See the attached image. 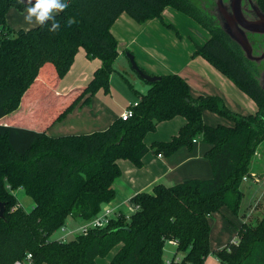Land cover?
Wrapping results in <instances>:
<instances>
[{"label":"trees","instance_id":"1","mask_svg":"<svg viewBox=\"0 0 264 264\" xmlns=\"http://www.w3.org/2000/svg\"><path fill=\"white\" fill-rule=\"evenodd\" d=\"M255 1L264 12V0ZM65 2L68 7L55 12L54 20L14 31L6 24V13L11 7L25 10L26 6L17 0H0V121L22 108L28 112L30 126L0 122V202L4 204L0 264H13L27 254L31 264H96L97 257H105L117 245L121 247L109 264H204L210 254L208 218L224 206L238 214L242 179L252 178L250 160L264 142V93L257 81L262 64L246 60L214 19L191 0ZM166 7L190 17L209 34L195 46L193 56L206 60L247 95L256 112L237 114L216 96L193 98L186 82L171 74L146 83L149 88L144 94L133 90L138 105L129 120L117 119L90 134L48 137L45 130L78 104H89L99 90L109 93L118 57V42L111 32L116 19L126 14L138 24L152 19L165 24ZM69 19L74 21L71 26ZM54 22L59 27L51 30ZM80 48L100 65L86 85L59 94L56 86ZM205 110L233 126L205 124ZM176 116L186 121L176 136L150 147L144 144V137L158 123ZM198 138L210 146L205 157L212 168L211 179L186 180L171 187L157 184L129 200L133 209L129 220L120 213L104 228L90 229L68 241L52 239L68 217L88 221L114 199L112 185L121 174L118 160L141 167L148 151L169 156L179 148H192ZM18 189L31 199L29 211L18 204L14 195ZM237 237L214 251L219 264H264V214L255 225L243 223ZM168 241L175 243V252L165 261Z\"/></svg>","mask_w":264,"mask_h":264},{"label":"crops","instance_id":"2","mask_svg":"<svg viewBox=\"0 0 264 264\" xmlns=\"http://www.w3.org/2000/svg\"><path fill=\"white\" fill-rule=\"evenodd\" d=\"M26 15L25 10H19L15 7L9 8L6 13L7 26L17 31L19 29L28 30L39 25L35 23L34 19L32 22H26ZM181 15L184 14L169 7L164 8L162 11L163 21L172 22L170 23L172 27L174 25L180 26L174 39H171V35L166 34L161 21L152 19L143 24H138L126 14H121L116 19L111 27V32L117 40L118 46L122 45L120 46L122 50L124 49L123 44L129 41L128 47L132 48L135 63L146 74L160 77L171 74L178 75L188 85L189 93L193 98L216 96L221 98L232 112L243 116L253 115L257 107L247 95L241 92L206 60L193 56L195 46L201 44L195 43L193 48L183 37L188 32L182 26L185 21ZM138 40H141L139 42L143 45L137 46ZM170 42L173 43L171 47L168 46ZM164 46L165 49H163ZM173 47L174 49H172ZM122 50L118 47V57L115 62L119 58L121 59ZM99 65V60L88 59L85 51L82 48L78 49L69 71L58 82L56 92L65 94L75 88L86 85ZM131 86L133 88V85ZM132 88L124 79L115 78V72H113L109 79L108 94L99 90L91 97L89 104H78L61 121L50 125L45 130L46 135L56 138L68 135H84L105 130L119 118V115L129 104L138 101L137 95L135 94L136 97H133L132 93H130V90H135ZM148 88L149 86H141L137 92L144 94ZM202 119L205 124L213 127L217 125L233 126L231 121L207 110L202 112ZM0 122L11 126L30 127L28 112L22 108ZM185 122L183 117L176 116L170 120L158 123L154 132L146 134L144 144L150 147L156 142L170 141L173 136L178 134ZM196 140L192 148H179L169 156L150 150L143 156L141 167H135L128 160H118L117 165L121 174L114 180L112 185L115 197L106 205L114 209V211L128 214L129 200L138 193L150 192L157 184L171 187L186 180L211 179L213 176L212 168L205 157V153L210 146L201 142L199 138ZM21 192L23 191L21 190ZM19 205L21 206V204ZM244 215H239V212L234 215L224 206L208 218L210 226V254L205 259L204 264H219L214 251L238 239L237 230L243 223H248L245 222ZM258 216H256V222L259 219ZM84 222L79 218L68 217L64 228L66 231L72 232V234L65 236V233L59 229L56 231H59L58 235H56V232L52 235H56L55 240H71L78 234V229ZM120 247L121 245L115 246L105 257H97L95 263L109 264ZM164 251L169 252L170 257L163 256L165 261H169L175 252V245L169 241L166 242ZM100 258L104 259L100 260ZM180 258L181 255H177L176 259L179 260Z\"/></svg>","mask_w":264,"mask_h":264},{"label":"rangeland","instance_id":"3","mask_svg":"<svg viewBox=\"0 0 264 264\" xmlns=\"http://www.w3.org/2000/svg\"><path fill=\"white\" fill-rule=\"evenodd\" d=\"M194 4L202 7H207L210 5V3L213 2V0H191ZM183 16V20L185 21V24L182 25L184 29L188 32V34L183 35V37L188 41V43L194 48L195 43L196 44H202L206 40L207 32L200 27L194 20H192L190 17L186 15ZM165 24L171 25L167 21H164ZM163 24L165 28V32L168 35H171V39L175 38V35H177L179 27L173 26V27H167ZM144 38V37H143ZM191 38V39H190ZM124 40V39H123ZM138 40L137 46L143 45ZM149 42V41H148ZM129 41L125 42L123 44V50L120 46L119 49L122 50L121 52V59L119 58L118 61L114 64L115 69V78L122 79L120 74L124 75L125 78L128 80V82L133 85V88L136 91L140 90L141 86H147L146 82H144L130 67L129 61H128V54H131L132 56V48L128 47ZM168 44V42H167ZM151 45H153L151 43ZM169 47L173 46V43L170 42ZM165 49V46L164 48ZM174 49V47L172 48ZM154 76V75H153ZM130 93H132L133 97L135 96L134 91L130 90ZM249 173L254 174V176L258 179L254 180V178H247V180L244 182L242 180L241 182V192H242V199L239 207V215H244L245 222H248L252 225H255L256 223V216L260 218L264 214V142H262L257 149L255 150L254 155L251 157L250 164H249ZM15 196L18 200V203L21 204V207L29 211L32 208V201L31 199L26 196L21 190L16 191ZM248 213V215H247ZM240 218V217H239ZM59 234V231L56 232V235ZM56 235H52V239L56 238ZM164 257H170V254L168 251L163 252ZM104 259V258H100Z\"/></svg>","mask_w":264,"mask_h":264},{"label":"water","instance_id":"4","mask_svg":"<svg viewBox=\"0 0 264 264\" xmlns=\"http://www.w3.org/2000/svg\"><path fill=\"white\" fill-rule=\"evenodd\" d=\"M26 6L22 0H17ZM246 0H213L203 10L217 23L221 31L235 43L243 53L246 60L262 64L257 81L264 93V50H254V44L249 35L264 38V12L260 9L255 0H249L250 8H245ZM34 2V0H33ZM131 69L146 83L159 81L160 76L145 74L139 69L134 61V56L127 55ZM4 217V204L0 202V218Z\"/></svg>","mask_w":264,"mask_h":264},{"label":"built area","instance_id":"5","mask_svg":"<svg viewBox=\"0 0 264 264\" xmlns=\"http://www.w3.org/2000/svg\"><path fill=\"white\" fill-rule=\"evenodd\" d=\"M138 105V101H135L131 104L128 105V107L126 109H124V111L119 115V118L121 121H127L129 120L132 116H133V109ZM196 139L193 140V144L196 143ZM251 176L255 179L254 174H251ZM244 182L247 180V177H243L242 179ZM128 214H123L125 216L126 220H129V216L130 214L133 212V209L130 208L128 206ZM120 214V212L118 211H114V209L110 208L109 206L105 205L102 206L101 211L94 216L93 218H91L88 221H85L84 224L78 229V234H86L90 229H101L106 227L109 222L112 219H116L118 217V215ZM60 231L65 233V236L71 235L72 232L70 231H66V229L63 227L60 228ZM77 234V235H78ZM171 243H173L175 245L174 242L169 241ZM30 260H31V255L27 254L25 259L23 260H17L15 261L13 264H30Z\"/></svg>","mask_w":264,"mask_h":264},{"label":"clouds","instance_id":"6","mask_svg":"<svg viewBox=\"0 0 264 264\" xmlns=\"http://www.w3.org/2000/svg\"><path fill=\"white\" fill-rule=\"evenodd\" d=\"M25 2V0H22ZM68 7L65 0H26L25 16L26 22H32L35 20L36 24L43 25L46 21L54 20L53 13L63 11ZM74 23L72 19H69L68 25ZM59 27L58 22L52 24L51 30H56Z\"/></svg>","mask_w":264,"mask_h":264},{"label":"flooded vegetation","instance_id":"7","mask_svg":"<svg viewBox=\"0 0 264 264\" xmlns=\"http://www.w3.org/2000/svg\"><path fill=\"white\" fill-rule=\"evenodd\" d=\"M249 0H246L245 3V8L249 9ZM250 40L254 44V50H264V38L263 37H258V36H251L249 35Z\"/></svg>","mask_w":264,"mask_h":264}]
</instances>
